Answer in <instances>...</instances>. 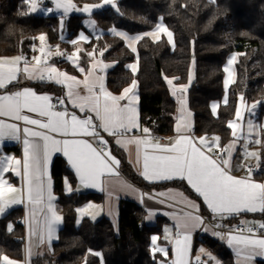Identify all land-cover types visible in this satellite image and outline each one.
I'll return each instance as SVG.
<instances>
[{"label": "trees", "instance_id": "1", "mask_svg": "<svg viewBox=\"0 0 264 264\" xmlns=\"http://www.w3.org/2000/svg\"><path fill=\"white\" fill-rule=\"evenodd\" d=\"M76 1L99 4L102 0ZM117 5L118 12L108 7L92 14L102 35L90 38L80 56L85 62L90 53L102 52L106 61L115 64L107 74V85L113 93L137 82L141 126L156 135L174 133L177 103L167 79L178 78V82L187 83L192 70L194 76L187 103L197 135H217L221 148L231 143L233 137L228 123L235 117L239 95L249 103H259L258 119L263 120L264 0H118ZM160 17L174 34L173 49L165 39L153 41L144 37L138 42L135 54L120 37L110 32L112 28L131 34L148 31L157 25ZM84 19L83 15L72 14L61 22L55 15L30 13L25 0H0V56L30 52L32 37L41 33L47 34L52 45L61 43V23L67 33L63 44L71 49V42L84 30ZM232 53L237 54L234 82L229 89L228 103L214 117L210 104L224 95L223 67ZM136 58L138 72L134 75L129 65ZM37 86L40 91L59 93L52 84ZM260 147L264 158V127ZM125 172L135 184L144 185L127 168ZM51 174L63 216L58 239L53 244L52 259L56 264H80L85 258L86 264H157L151 254V236L161 229L145 223L146 213L139 205L123 201L117 227L105 217L97 222L84 219L77 227L76 208L99 196L64 193V177L74 183L76 178L62 157L55 158ZM184 189L189 192L186 186ZM21 215L19 210H13L0 218V257L23 258L22 225L16 224ZM227 223L234 224L236 219ZM200 245L221 264H236L220 240L204 235L197 238L195 248ZM90 250L101 252L102 256L91 254ZM40 263V259L33 260V264Z\"/></svg>", "mask_w": 264, "mask_h": 264}, {"label": "snow or ice", "instance_id": "2", "mask_svg": "<svg viewBox=\"0 0 264 264\" xmlns=\"http://www.w3.org/2000/svg\"><path fill=\"white\" fill-rule=\"evenodd\" d=\"M25 2L30 5V11H37V0H25ZM104 4L115 7V0H104ZM102 6L85 5L82 10L90 12L92 8ZM56 7L63 8L67 12L69 8L75 6L72 5L71 0H67L66 3L56 0ZM90 23L94 24L95 21ZM160 32L166 33L168 40L172 41L173 33L163 25H158L156 32L146 33L145 35L157 39ZM117 35L129 41V47L132 48L133 52H136V48L133 46L135 42L143 38L142 36L129 37L126 33L119 32ZM39 39L44 41L45 36L41 35ZM81 39L87 40V37L81 35ZM40 51L44 53L43 48ZM50 54V52L46 53V55ZM57 54L61 53L58 52ZM101 55H103L102 52ZM69 59H73V57L69 56ZM235 59L236 57L233 56L229 60V65ZM22 60L24 61L23 68L20 67ZM33 60L35 61V67H29L27 59L21 56L0 58V89L6 90L3 94H0V117H8L14 121H23L25 125L35 126H25L21 129L17 123H8L6 120L0 119V144L3 143L6 137L20 140L21 132L23 133L24 160L22 167L27 185L26 196L29 204L33 206L44 205L40 208V211L44 213L43 232L49 240L54 238L56 225L62 219L57 215L55 206L52 203L55 198L51 191V177L47 173V166L51 161L52 154L62 151L75 169L80 182L85 186L96 187L100 184L101 177L105 173H112L113 166L119 164V161L112 157L108 149V141L102 133L119 137L116 141L119 145L134 144L136 146L137 162H140L142 157L143 171L141 174L145 179L186 180L191 188L203 197L207 206L213 212L221 215H234L243 212L264 213V182H256L252 179L251 166L248 167L249 175L245 177H236L231 174V160L235 140L221 149L219 153L213 155V146L220 148L219 137H214L212 144H209L207 137L197 139L184 134L183 130H190L189 125L184 124L186 101H179L181 115L175 126L178 135L174 143L165 145L158 142L153 143L148 128L141 129L146 134L143 138L135 136L126 138L127 133L140 127L136 106L139 97L134 92V89L137 88L136 81L125 88L121 95L116 96L107 91L102 76L89 73L81 81L74 76L59 72L55 67L41 69L40 65L42 63L46 65L47 61L42 62L40 57H33ZM92 67L95 69L96 65L94 64ZM103 67L106 68L108 65H103ZM129 67L133 72L136 71V65H129ZM80 71L83 72L85 69L80 68ZM224 71L229 72V67H225ZM20 73H24L28 79L48 80L66 84L68 88L67 96L72 99L73 107L79 108L81 112L94 113V116L85 115L84 118H80L75 113H69L66 108L56 110V105L51 102L52 97L47 94H38L30 88H23L15 92L8 90L9 85L19 81ZM45 73H47V76H45ZM168 83L171 84L172 81L168 80ZM225 83L227 86L228 81ZM81 85L86 90V95L74 91V88ZM184 91H186V88L174 89L173 95ZM129 93L132 95L129 96ZM241 99L243 98L241 97ZM122 100H128V103L121 105L120 101ZM58 103L62 108L64 107L62 99H58ZM215 108L216 106L213 105V111H215ZM25 110L44 119L25 115ZM236 116L237 119H240L241 113L237 111ZM228 127L233 129V136L239 139L240 137L235 131L239 127L237 122H229ZM251 131L250 124L249 133ZM56 134L64 138L57 139ZM84 137L93 138L96 146ZM255 143L259 144L261 141L256 140ZM150 148L153 150L152 152H149ZM245 149L246 156L258 157V153L247 151V145H245ZM20 169V160H14L11 157H0V213L4 212L7 205L23 202L24 189L17 188L4 179V173L9 170L20 176ZM46 175H48L47 182L44 180ZM189 203L198 210L197 205L192 202ZM87 207L92 208L94 206L90 204ZM78 211L83 214L87 209H78ZM33 215H35V207L33 208ZM189 221H192L193 226H195V223H202V218L189 213L183 218L179 227L187 229ZM258 227L264 230V222H259ZM244 232L245 229H239L240 234L230 235L228 244L236 246L238 256L243 255L241 264H252L257 256L264 257V231L257 235L254 227L249 226L246 229L247 235ZM165 238L169 239L170 234ZM157 240L158 237H152L153 252H161L167 257L168 249L157 245ZM190 240L191 236L188 232L177 233L172 241L174 243L175 258L168 261L167 264H189ZM201 251L204 250L201 249ZM95 255L100 256L101 254L95 253ZM196 259L199 264L200 258L197 257ZM0 260L3 261V264H18V262L10 260L7 256L0 257ZM160 264H166V262L161 261Z\"/></svg>", "mask_w": 264, "mask_h": 264}, {"label": "crops", "instance_id": "3", "mask_svg": "<svg viewBox=\"0 0 264 264\" xmlns=\"http://www.w3.org/2000/svg\"><path fill=\"white\" fill-rule=\"evenodd\" d=\"M54 4L48 5V6H56V3L51 0ZM75 7L69 8L67 12L64 11L63 8H57L55 9L58 11L60 15H55L59 17L61 22L65 20V18L72 15V10H82L85 5H89L87 3L83 2H77L75 0ZM76 4H84V6H77ZM44 6L38 5L37 0V11L30 13L35 15H40L41 8ZM30 10V5H29ZM92 11V10H91ZM80 15V14H78ZM51 16V15H50ZM85 16V15H83ZM89 16V15H88ZM85 19H87V16H85ZM84 19V20H85ZM92 19V15H91ZM84 25V24H83ZM62 30L64 32L65 28L63 26V23H61ZM60 27V28H61ZM112 33V31H110ZM63 33V32H62ZM89 35H91V38L99 37L102 35V32L100 30H95V35H92V33L88 32ZM67 33L62 34L61 39H66ZM90 40V39H89ZM85 41L82 43V49L78 51V55L73 54V52L77 49L76 42H71V51L69 52L67 49L68 47L64 46V42L61 40V46L66 50L64 53L63 58L60 57H48L47 64L40 65V68L43 69L45 67H55L59 72L66 73L69 76H74L78 80L83 81L86 76L89 75V73H93L96 76H102L104 79V84L107 89V91L111 92V90L108 88L107 85V74L108 72L114 67V63H111L109 61H106L103 58V55L101 53H90L92 55H89V59L85 62H82L80 52L84 49V46L86 43L89 42ZM133 52V51H132ZM31 53V50H30ZM137 54V52H133ZM21 54L11 55V56H0V58H14L16 56H20ZM69 56H72L73 59H69ZM235 56L237 58L236 53H232L227 57V61L223 67H229V72L224 71V95L221 100L212 101L210 104L211 113L214 117L218 116L219 109L222 105H226L228 103L229 99V89L231 85L234 82L235 77V61L229 65V60ZM33 57L35 55H32V53L28 56L27 61L29 62V67H35V61L33 60ZM64 60L67 62L68 66L65 67L64 64H62V61ZM75 61V62H74ZM96 65L95 69H93V65ZM103 65H108V67L104 68ZM130 65H136V71L133 72V70L129 67L131 72L136 75L138 72V60H136L131 63ZM20 67H24V61L22 60L20 62ZM80 68L85 69V71L81 72ZM45 76H47V73H45ZM194 76V70L191 71V78L187 83H180L178 82V78H168V80H171L172 83L169 84L171 93L173 95L174 89L179 88H186V91L184 92H177L176 95H173V97L176 100L177 103V109L174 115L175 118V126L179 121V117L181 115L180 109L181 104L179 103L180 100L186 101L185 104V111H184V124L189 125L190 130H183L184 134L192 136L193 138H200V137H207L208 143L212 144L213 135L206 136V135H197L194 131V117L192 111L188 107L187 103V93L190 88V84L192 82ZM226 81H228L226 86ZM46 85V84H52L56 86L58 89V92H51L48 90H38L37 85ZM130 86V85H129ZM128 86V87H129ZM126 87V88H128ZM23 88H30L35 90L38 94H47L50 97H52V100L56 97H59L63 100L64 107H60L56 110H64V108L67 109L69 113H75L78 117L84 118L85 115H93L94 113H85L81 112L79 108L73 107L72 99L68 98V88L66 84H60L53 81H40L37 79H28L26 78V75L24 73L19 74V81L14 82V84L9 85L8 90L15 92L17 90H21ZM125 89V88H124ZM123 89V90H124ZM123 90L119 93H113V95L119 96L123 93ZM6 90L0 89V94H3ZM74 91L79 92L81 95H86V90L83 88V85H81L78 88H74ZM134 92L139 97L138 94V84L137 88L134 89ZM132 94L129 93V96ZM241 97L243 99H241ZM226 101V102H225ZM121 105L128 103V100H122L120 101ZM254 103L255 102H248L243 95L238 96L237 101V111L241 113V118L237 119L236 113L235 117L231 119L229 122L236 121L239 127L235 129L237 134L239 135V139H236L233 136V129H231L232 133V141L235 140V147L233 150V156L231 160L232 170L231 174L236 177H245L249 175L247 167L249 165L255 164L257 166V173L252 174V179L256 182H264V158L262 155V150L260 147V143L253 144L251 141V137H247V134L249 133V126H248V115L249 112L254 109ZM213 105L216 106L215 111H213ZM136 106L138 109V115H139V125L140 127L137 129H133L131 132L127 133V137H141L143 138L146 134L141 131L143 127L140 123V110H139V100L136 102ZM259 108V106H258ZM190 113V115H189ZM25 115H29L32 118H40L35 113H29L27 110H25ZM0 119L6 120L8 123H17L23 129L25 126L28 127H35L30 125H25L23 121H14L11 118L8 117H0ZM257 121L259 122V127L257 132H255L256 137L258 140L261 141V131L264 127V118L262 121L258 119V115L256 117ZM95 122V121H94ZM229 125V123H228ZM258 126V125H257ZM149 129V128H148ZM39 130V129H37ZM150 130V129H149ZM104 138L108 141V144L110 146V152L112 157H115L116 160L119 161L118 165L113 166L112 173H105L101 177V182L96 187L91 186H85L80 182L79 176L77 175L75 169L71 166L70 162L68 161V158L63 154L62 151L60 152H54L51 157V161L47 166V173L51 177V191L52 195L54 196V200L52 203L55 206V210L57 215H59L62 219L60 222L56 225V232L54 238L49 240L44 232H43V215L44 213L40 211V208L44 207V205H36L33 206L29 204L26 196V179L24 178V171H23V160H24V144H23V133L21 132V139L15 140V139H9L5 138L3 143L0 144V157H11L14 158V160H20L21 161V175L17 176L14 171H7L4 173V179L8 181L9 184L17 187L22 188L25 191V196L23 198V202L16 203V204H10L5 207V210L3 213H0V218L4 217L7 213L13 211V210H19L22 213L23 216V226L25 229V246H24V260L23 264H32L33 260L40 259L42 261L46 259L51 258L52 254V247L53 244L57 241L59 231L63 224V216L61 207L59 205L57 195L54 192L53 188V178H52V166L53 162L56 157H62L65 162L67 163L68 168L71 170L73 175L76 178V182L74 183L71 181L69 177H64L63 179V189L64 193L68 196L72 194H96L99 196L98 199H92L83 205L76 208V226L79 227L84 219H89L92 222H97L101 220L102 218L109 219L115 227L118 226V219H119V210L121 203L123 201H131L139 205L146 213L145 223L149 226H156L161 229L159 233L153 234L151 236V254L153 256V259L156 260L157 264H160L161 261H165L166 264L168 261H171L175 258V252H174V243L172 242L177 233L179 232H188L191 236L190 240V252L188 261L189 264H196L198 263L197 257L200 258L199 264H220L216 260H214V255L208 251L203 245H200L199 247H196L195 249V242L197 238H201L204 235H210L221 242H223L227 248L232 253L235 263L241 264L243 260V255L238 256L236 251V246H230L228 244V238L230 235H237L240 234L236 231V225L238 223H244L247 226H254L258 228L259 233L264 231L259 229L258 223L264 222V213L261 212H243L240 214H223L215 213L213 212L208 206L207 203L203 200V197L200 196L195 192L194 189L191 188V186L187 183L186 180H180V179H170V180H148L145 179L144 176L141 174L143 171V161L142 157L140 159V162H137V153H136V146L134 144L122 146L116 143L117 139L119 137L112 136L109 138H106L105 136L107 133H102ZM150 135L153 138V143H160L162 145L165 144H172L175 142V139L178 135L176 131L170 135H166L165 139L160 142L157 139V135L154 134L150 130ZM259 135V136H258ZM217 136V135H216ZM251 136V135H250ZM218 137V136H217ZM57 139H63L64 137H61L59 134H56ZM85 139H89L94 146H96V142L93 138L84 137ZM220 145V143H219ZM245 145H247V151L249 152H256L258 153V157H251L245 155ZM223 148H216L213 146V152L212 154L215 155L216 153H219L220 150ZM153 150L150 148L149 152H152ZM122 154V156H121ZM242 156H245L247 159L246 161L238 162L239 159H241ZM124 158L125 162L123 163L122 158ZM126 163V165H125ZM129 170L131 175L138 178L141 182H143L144 185L140 186L135 184L127 175L125 172L126 168ZM48 175L44 177L45 182H47ZM189 189V192L184 189V187ZM189 202L194 203L198 206V210L196 208H193ZM93 205L94 207L88 208V205ZM35 207V215H33V208ZM78 209H87L85 213H81L78 211ZM46 211V209H45ZM191 213L193 216H200L202 218V223H195V226H193V222L189 221V227L187 229H181L179 227V224L182 222L183 218L187 216V214ZM217 220L216 225L217 228H221L227 232L225 236H223L219 230H215L207 223L205 220L207 219ZM231 219H236V223L234 224H228L227 222ZM39 221V223H37ZM245 222H251V223H245ZM170 238L166 239V236H169ZM247 235V234H245ZM156 236L158 237V240L156 241V244L159 245L161 248L168 249V256L165 257L163 253L161 252H153V244H152V237ZM201 247V248H200ZM195 249V250H194ZM203 249L204 251H201ZM30 250V255H29ZM217 258V257H216ZM219 261V259H218ZM264 262V257L257 256L255 260L252 262V264H260V262ZM220 262V261H219Z\"/></svg>", "mask_w": 264, "mask_h": 264}, {"label": "rangeland", "instance_id": "4", "mask_svg": "<svg viewBox=\"0 0 264 264\" xmlns=\"http://www.w3.org/2000/svg\"><path fill=\"white\" fill-rule=\"evenodd\" d=\"M55 3H56V0H53ZM67 0H61V3H66ZM117 2L118 0H115V7H113L112 5H108V4H104V0L101 1V3L99 4H89V5H103L102 7H99V8H92L90 12H86V11H83V10H72V14H80V15H85L87 16V19H85L83 21V24H84V30L80 32V34L76 37V39L74 40L77 44V49L73 52V54L75 55H78V51L80 49H82V43L85 42V41H88L90 38H91V35L88 34V32L92 33V35H95V30H99L97 27H96V22L94 24L90 23L91 21H94L93 19H91V15L96 12V11H101L105 8H112L114 11L118 12L117 9H118V5H117ZM71 3L72 5L75 6V0H71ZM77 6H84V4H76ZM56 7V6H55ZM55 7L53 6H44L43 8H41V12H40V15H43V16H50V15H60L58 13V11L55 9ZM50 9V11H49ZM73 9V8H72ZM89 15V16H88ZM158 25H163L164 27H166L168 29V31L172 32L171 29L168 28V26L166 25L164 19L162 17L159 18L158 20V23L157 25L151 29V30H148V31H144V32H140V33H135V34H131V33H128V32H125L124 30L122 29H119V28H112L111 31L113 34L117 35V33H126L129 37H135V36H142L143 38L144 37H148L150 39H152L153 41H160L162 39H165L166 42L168 43V45L173 49L175 47V39H174V34H173V39L172 41L170 42L167 38V34L164 33V32H160L158 34V38L157 39H154L152 36L150 35H145L146 33H154L156 32V29H157V26ZM66 34V32H64L62 30V27L59 28V34H60V38L62 37V34L63 33ZM173 33V32H172ZM41 35H44L45 36V40L44 41H41L39 39V37ZM81 35L87 37V40H83L81 39ZM118 37H120L124 42L125 44L127 45V47L132 51V48L129 47V41L124 39L122 36L120 35H117ZM94 37V36H93ZM32 39L34 40V42L32 43V45L30 46V50H31V53L32 55H35V57H40L42 62L43 61H47L48 57H60V58H63L64 56V53L66 52V50L64 48H62L61 46V43H58V44H55V45H52L51 43H49L48 41V36L46 33H41V34H38L34 37H32ZM62 41H65L66 39L64 38L61 39ZM141 40V39H140ZM139 40V41H140ZM90 41V40H89ZM135 42V44L133 45L135 48H136V52H137V46H138V42ZM43 48L44 49V53H42L40 51V49ZM29 50V51H30ZM69 52L71 51L70 49H67ZM50 52L51 54L50 55H46V53ZM61 53V54H57V53ZM72 52V51H71ZM30 52L28 53H22L20 56L21 57H24V58H28V56L31 54ZM104 54V53H103ZM97 55V53H96ZM43 64V63H42ZM41 64V65H42ZM258 106H259V103L258 102H255L254 103V109H252L250 112H249V115H248V126L250 127V124H251V127H252V131H251V136L249 134H247V137H251V141L253 142V144H255V141L258 140V138L256 137L255 135V132H257L258 130V127H259V122L257 121L256 117L258 115ZM258 125V126H257ZM259 136V135H258ZM213 138L214 137H217L216 135H213L212 136ZM158 139V138H157ZM161 142V141H160ZM247 159L245 158V156H242L241 159H239V163L242 162V161H246ZM23 216L21 215L17 220H16V224H18V221L22 222V224H19V225H22V239H23V255H24V246H25V229H24V226H23ZM214 222L216 223L217 220H214ZM217 226V225H216ZM225 232V231H224ZM221 233V231H220ZM225 235L227 234V232L224 233ZM224 234H222L223 236H225ZM151 246V245H150ZM201 248V247H200ZM129 249V248H128ZM127 249V251H128ZM196 249V248H195ZM194 249V250H195ZM91 252V254H95V253H100L101 255L99 257L102 256V253L101 252H95V251H92L90 250L89 253ZM10 260H13V261H16L18 262V264H23V262H25L24 260V257L22 259H14L12 257H9L7 256ZM53 257V247H52V254H51V258L50 259H46L44 261L40 260V264H56L55 261L52 259ZM214 260H216L218 263H220L218 261V259L214 256L213 257ZM86 258L83 259L80 264H86ZM1 264H3V261L1 262ZM33 264V262H32ZM221 264V263H220Z\"/></svg>", "mask_w": 264, "mask_h": 264}, {"label": "built area", "instance_id": "5", "mask_svg": "<svg viewBox=\"0 0 264 264\" xmlns=\"http://www.w3.org/2000/svg\"><path fill=\"white\" fill-rule=\"evenodd\" d=\"M54 3L51 1V0H38V5L39 6H46V5H53ZM58 99H61V98H59V97H56V98H54L51 102L54 104V105H56V109H59L61 106H60V104L58 103ZM165 136L166 135H162V134H160V135H157V138H158V140L159 141H163L164 139H165ZM106 138H109V137H112V136H109L108 134L105 136ZM108 149L110 150V146H109V144H108ZM225 156H226V153L224 154ZM249 166H251V168H252V174H256L257 173V166L255 165V164H253V165H249ZM248 166V167H249ZM248 167H247V169H248ZM205 222L207 223V225H209L210 227H212L213 229H215V230H219V231H221V234H224L226 231L225 230H223V229H221V228H217V226H216V223L214 222V220H212V219H207V220H205ZM18 224H22V222H20V221H18ZM247 227H249V226H247L246 224H244V223H238L237 225H236V231L237 232H239V229H245V232H244V234H247V232H246V229H247ZM252 227H254V226H252ZM225 231V232H224ZM254 231L256 232V234H258L259 233V230H258V228H256V227H254ZM225 235V234H224ZM196 264H198V263H196Z\"/></svg>", "mask_w": 264, "mask_h": 264}]
</instances>
